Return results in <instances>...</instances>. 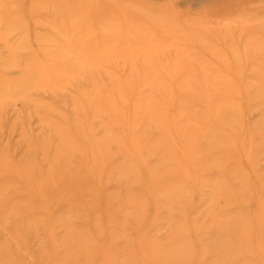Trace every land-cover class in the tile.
<instances>
[{
  "label": "rangeland",
  "instance_id": "obj_1",
  "mask_svg": "<svg viewBox=\"0 0 264 264\" xmlns=\"http://www.w3.org/2000/svg\"><path fill=\"white\" fill-rule=\"evenodd\" d=\"M78 1L79 13L68 9L74 0H0V264H264V107L253 91L243 90L250 76L235 80L237 114L228 106L210 112L213 105L194 99L199 112L181 132L132 126L146 116L137 94L144 77L135 73L143 66L166 65L177 54L186 67L194 66L198 82L200 68L184 58L188 54L236 76L237 64L251 68L255 62L254 42L242 36L232 45L216 33L217 51L193 39L175 51L148 27L141 35L145 51H138L130 35L138 16L181 28L189 18L214 21L219 15L209 12L207 0ZM263 2L251 6L254 18L262 16ZM104 6L111 12L102 20ZM109 21L118 35L109 47L99 41L92 57L111 47L117 56L92 68L82 43L100 40L102 32L109 40ZM234 24L227 30L236 38L242 24ZM51 56L65 57L72 73L37 75L34 67L50 69ZM112 76L119 84L113 86ZM131 76L139 78L128 89ZM94 89L120 93L113 103L123 114L118 124L95 109ZM164 93L157 86L151 98ZM173 103L166 117L178 114ZM134 133L143 137L139 147L131 144ZM94 139L102 142L99 151ZM159 139L179 161L171 189L157 177L170 164ZM193 159L209 165L199 169Z\"/></svg>",
  "mask_w": 264,
  "mask_h": 264
},
{
  "label": "bare ground",
  "instance_id": "obj_2",
  "mask_svg": "<svg viewBox=\"0 0 264 264\" xmlns=\"http://www.w3.org/2000/svg\"><path fill=\"white\" fill-rule=\"evenodd\" d=\"M68 1V0H66ZM75 2L72 3L70 8H68L71 11L76 12H82L81 8L79 6V1L74 0ZM200 1V0H199ZM260 1V0H257ZM264 1V0H262ZM204 2V1H203ZM203 2H201L203 4ZM207 2L210 4L211 7L209 8V12L214 13L215 15H219L218 17L214 18L213 20H185V27H178V22H171L168 24H163L159 22L155 17L144 14L142 17L138 16V20L136 22H131L130 27L132 31H130L131 36H135V43L136 45L141 46L138 51H145V43L142 41L141 35H144L146 33L145 30L149 27V34L152 36H157L160 34V40L166 45L169 49L173 48L175 51H179L181 48V44H184L186 42H191L193 40L198 41L202 45H207L210 47V50L217 51V48L213 46L212 40L218 38L227 39L231 38V44L236 45V42L239 41L242 36H244L246 39V42H254L256 45V52L251 57L255 61L253 65H251V68H245L242 64H237V67L239 66V71L236 74V76L228 77L225 74L216 71L214 69V65L204 63L205 61L202 60L201 56H192L186 54L184 58H186L188 61L194 62L197 64V66L200 68V81H194V66L193 65H187L182 62H180V57L175 54L172 59L169 58V63L166 65H156V66H143L140 73L135 72L137 76L143 75V81L140 83V87H138L137 94L140 98L139 104V110L145 111L146 116L143 119V121L137 120V123H133L132 126L136 128L138 124H144L152 126L160 127L168 129L170 127H173V129L177 130L178 132L183 131L185 124L189 123L193 120V117L196 113L199 112V107L192 105V100L194 99H202L203 102L201 105H213L214 107L209 106L208 110L217 111V114H220L219 112L221 108L224 106L230 107L229 110L233 112V114H237L238 110L237 107L235 109L234 107V100L233 95L239 92V89L234 85L235 80H238V78L241 77L243 80H247V85L244 87V91L246 94L251 93L253 91L254 98H257L258 100H261L262 104L261 106L264 107V39L261 35L264 33V10L262 11V16H259V18H254L253 14H256L257 9L251 8V6L255 5V0H207ZM244 2L249 3V8H243L241 11L239 10L238 13H235L234 8H236V5L243 4ZM65 3V0H64ZM199 3V2H198ZM205 4V2H204ZM264 4V2H263ZM239 8V7H238ZM99 9V8H98ZM237 9V8H236ZM65 10H62V12L58 11V15H62ZM100 14H102L101 19H105V15L110 13L107 9V7H103L99 9ZM66 12V11H65ZM251 14L250 17L247 16ZM0 15H2L0 13ZM109 15L107 16V18ZM108 20V19H106ZM148 20V21H146ZM191 20V21H190ZM235 22H241L242 26L238 27L241 29V31L238 32L239 37L233 38L234 36L231 35V30H227L229 27H235ZM76 23V19L72 18L70 19V24L74 26ZM233 24V25H232ZM89 23H86V27H88ZM237 28V27H236ZM104 29H108V32L110 35L108 37L111 38L108 40L107 35L105 33H101L99 36L100 40H93V41H83L81 48H83L88 55H93V51L98 47V42L102 44L103 47H109L110 44L114 41V36L117 37L118 35V28L109 21L106 22V25ZM103 31V30H102ZM145 32V33H144ZM216 33L220 34L218 37H216ZM129 34V32L127 33ZM193 39V40H192ZM236 39V41L234 40ZM129 45V39L124 42L122 47ZM149 49L155 48V42L151 40V44ZM146 49V50H149ZM128 48H125L123 52H128ZM116 50L111 47L107 48L105 51L102 50V53L99 54L96 58L94 56L89 59V65L92 68L98 67L99 63L103 61L105 58H111L115 57ZM246 55V53H245ZM52 57V56H51ZM57 59H59V62H54ZM53 60L50 64L51 68L48 69L45 66H35L34 69L36 70L37 75H43V70L45 72H49L52 70L57 75H69L72 73V70L68 68V66H65L63 63L66 58H58L52 57ZM62 65V66H61ZM245 68V69H244ZM61 71V72H59ZM196 76V75H195ZM249 78L245 79V77ZM114 84H119L117 77L112 76ZM63 78V76H61ZM139 78V77H137ZM133 78L131 76L129 82H128V89H131L133 86V83L136 82L133 81ZM168 79V80H167ZM94 81V78H93ZM194 81V82H193ZM32 83V82H30ZM93 83V86H98L97 83H99V79L97 78ZM30 84L27 83V87ZM112 86V87H113ZM159 86L163 89L165 92L163 94V97L160 100L152 99L151 95L153 91H155V87ZM100 87H103V85H100ZM176 90V92H172L173 90ZM95 90V89H94ZM96 93L93 94L95 99V109H98L99 107L105 111V117L108 118L109 115L113 117V121L115 124H118L120 120L123 118L122 111L119 109L116 110V106L113 104L115 97H120V93H117L116 95H113L112 92H98V90H95ZM244 92V93H245ZM158 94V93H157ZM237 96V95H236ZM153 97V96H152ZM120 99V98H119ZM174 101H176V107L178 108V111L182 113L181 118L178 117L179 112L177 115L174 116H167V111L170 109L172 105H174ZM103 102V103H101ZM209 102V103H208ZM206 104V105H205ZM236 106V105H235ZM203 108V107H202ZM138 110V111H139ZM163 116L164 120L161 122H155L154 117L157 116ZM183 115H188V119L182 120ZM162 117V118H163ZM186 117V116H185ZM264 119V115H263ZM154 123V124H152ZM134 128V130H135ZM164 132V131H163ZM138 133L133 134L132 139V145L135 147H139V145L142 144L143 137ZM98 139H94L93 141L96 142L97 151L100 150V147L102 146V142H98ZM157 144L160 146V153L164 160H168L170 164H168L163 171L157 173V177L160 179H167V185H169V188L171 189V177L176 173V169L179 165L178 159L174 157V154L172 152V148L168 145L166 141L160 140ZM101 143V144H100ZM154 142L153 144H155ZM160 143V144H159ZM101 146H100V145ZM118 148L122 144L117 143ZM190 144V143H188ZM105 145V144H104ZM168 145V146H167ZM104 147V146H103ZM101 158V157H100ZM150 158V157H149ZM102 160V158L100 159ZM173 160V161H172ZM202 159H193L192 163L195 167H198L199 169L205 168L207 165H209L208 160ZM104 165V164H103ZM125 163H123L122 166H124ZM192 167V166H191ZM124 168V167H122ZM114 171V170H113ZM115 172V171H114ZM52 173L48 175V177H51ZM114 180V179H113ZM119 181V180H118ZM180 183V182H179ZM181 184V183H180ZM135 192V190H134ZM136 195V194H135ZM19 199V198H18ZM21 200V199H20ZM100 206V205H99ZM264 208V207H263ZM43 209V208H42ZM113 209V208H112ZM125 211V210H124ZM138 212V211H137ZM122 218V217H121ZM150 228V227H149ZM264 228V227H262ZM181 231V230H180ZM264 231V229H263ZM119 234V233H118ZM262 237V236H261ZM59 245V244H58ZM176 246V245H175ZM181 256V255H180ZM213 260V259H212ZM121 262V261H120ZM123 264V263H122Z\"/></svg>",
  "mask_w": 264,
  "mask_h": 264
}]
</instances>
